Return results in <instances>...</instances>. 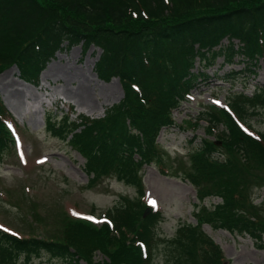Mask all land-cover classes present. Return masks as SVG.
<instances>
[{
    "label": "trees",
    "instance_id": "1",
    "mask_svg": "<svg viewBox=\"0 0 264 264\" xmlns=\"http://www.w3.org/2000/svg\"><path fill=\"white\" fill-rule=\"evenodd\" d=\"M224 39L226 43H222ZM77 44L83 49L91 44L100 48L97 76L103 80L117 77L124 96L105 117L84 119L78 131V125L66 118L63 126L72 125L68 134L85 158L86 172L93 175L90 181L113 172L131 177L134 166L152 162L158 132L172 126L170 110L178 108L197 79L208 77L206 69L215 65L216 58L222 57L223 65L234 64L236 58L244 63V68L226 71L224 78H245L255 72L258 57L264 59V0H0V69L15 64L22 79L35 83L56 51ZM3 110L1 106V113ZM224 111L232 137L222 142L243 164L229 154L228 159L208 154L209 147L216 149V145L203 141L201 156L194 158L205 186L197 190V198L214 193L221 196L222 203L212 209L202 206L198 212L202 214L196 213L198 223L179 229L176 241L190 257L187 264L224 262L220 248L199 230L202 222L225 228L230 234H248L255 241L264 235L261 206L252 204L243 185L247 175L243 169L264 162V135L250 134L230 106ZM46 122L58 133L61 125ZM218 136L226 139L219 131ZM8 139L0 121V151L7 147ZM249 142L258 151H250ZM187 177L195 186L200 184L193 173ZM145 207L140 216L118 209L108 215L120 235H115L108 223L98 228L70 223L65 245H71L82 258H74L62 245L56 249L44 244L23 245L3 233L0 255L8 243L27 250L43 247L66 257L70 264H81L79 259L85 264H100L92 259L99 248L109 257L103 264H144L151 243L150 225L156 216L151 211L141 218ZM126 208L131 209L129 205ZM102 239L116 241L118 248L108 252ZM137 241L143 243L145 251ZM185 261L183 258L180 264Z\"/></svg>",
    "mask_w": 264,
    "mask_h": 264
},
{
    "label": "rangeland",
    "instance_id": "2",
    "mask_svg": "<svg viewBox=\"0 0 264 264\" xmlns=\"http://www.w3.org/2000/svg\"><path fill=\"white\" fill-rule=\"evenodd\" d=\"M99 53L100 48L92 44L87 49L81 45L63 46L51 56L36 85L22 81L13 64L0 69V107L4 109L0 114L5 118L8 136L13 138L0 151V233L16 237L23 245L44 244L55 249L62 245L74 258H82L71 245H65V230L70 223H89L98 228L107 222L105 216L114 215L116 209L140 216L145 205L141 218L151 211L156 216L150 225L151 243L142 260L144 264H180L183 258L187 264L190 257L176 241L179 229L196 225V213L202 206L212 209L222 203L214 193L197 198V190L205 186L194 158L201 156L203 141H213L216 149L209 147L208 154L223 159H228L229 154L243 164L237 153L226 150L222 142L232 137L224 111L229 106L241 124L249 127L250 134L264 135V59L258 57L254 73L230 79L224 78V73L244 68V63L236 58L234 64L223 65L222 57L216 58L215 65L206 69L208 77L197 79L178 108L170 110L172 126L160 130L152 162L134 166L131 177H125L127 173L119 177L113 172L90 181L93 175L86 172L85 158L68 134L72 125L63 126V119L66 116L78 124L77 131L84 119L105 117L108 109L122 99L117 77L101 80L96 75L94 65ZM56 67L65 71L56 73ZM83 78L90 90L91 104L82 102L76 94ZM9 82L20 90L17 96L3 88ZM49 120L61 125L58 133L47 125ZM218 131L226 134V139H220ZM249 143L250 151H258L253 142ZM187 173L198 177V187L190 182ZM243 173H247L244 190L252 204L261 206L259 213L264 216V162L257 161L256 167L244 168ZM152 201L155 203L150 206ZM128 205L131 209L126 208ZM108 225L114 230L111 223ZM135 225L139 227L141 221ZM199 230L220 248L223 264H264V235L255 241L248 234H230L207 222L199 224ZM117 233L120 235V231L114 232ZM102 242L110 253L118 248L114 240ZM6 244L0 264H70L66 257L43 247L27 250ZM108 258L99 248L93 252L95 263L103 264ZM79 262L85 264L83 259Z\"/></svg>",
    "mask_w": 264,
    "mask_h": 264
},
{
    "label": "bare ground",
    "instance_id": "3",
    "mask_svg": "<svg viewBox=\"0 0 264 264\" xmlns=\"http://www.w3.org/2000/svg\"><path fill=\"white\" fill-rule=\"evenodd\" d=\"M58 68L59 67H56L55 68L56 73L57 72H60L61 70H64L65 71V69L62 68V67H60L61 70L58 69ZM64 75L66 77H68L69 79L72 78V75L71 74L66 73ZM55 80H57V78ZM85 80H86V78H83V79L80 80V84H79V86H78V88L76 90V94H77L79 100H81L82 102H85L86 101L89 104H91L90 103V101H91L90 90H89V87L86 86ZM3 88L7 91L8 94H12L14 96H17V94L20 91L18 88H15L13 86V83H11V82L4 83Z\"/></svg>",
    "mask_w": 264,
    "mask_h": 264
},
{
    "label": "snow or ice",
    "instance_id": "4",
    "mask_svg": "<svg viewBox=\"0 0 264 264\" xmlns=\"http://www.w3.org/2000/svg\"><path fill=\"white\" fill-rule=\"evenodd\" d=\"M152 203H155V201H152ZM76 215H79V213H74ZM89 219H92L91 217H89ZM7 231V229H5Z\"/></svg>",
    "mask_w": 264,
    "mask_h": 264
},
{
    "label": "water",
    "instance_id": "5",
    "mask_svg": "<svg viewBox=\"0 0 264 264\" xmlns=\"http://www.w3.org/2000/svg\"><path fill=\"white\" fill-rule=\"evenodd\" d=\"M147 211V210H146Z\"/></svg>",
    "mask_w": 264,
    "mask_h": 264
}]
</instances>
